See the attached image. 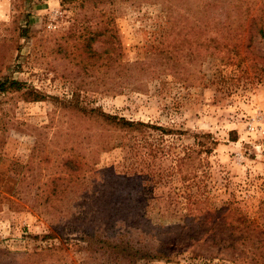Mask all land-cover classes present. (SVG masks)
Masks as SVG:
<instances>
[{"label": "rangeland", "instance_id": "rangeland-1", "mask_svg": "<svg viewBox=\"0 0 264 264\" xmlns=\"http://www.w3.org/2000/svg\"><path fill=\"white\" fill-rule=\"evenodd\" d=\"M201 1L0 0V78L45 95L0 94V264H122L83 236L107 225L101 195L111 174L141 177L152 224L177 233L161 240L169 258L137 264H264V79L232 54L201 61ZM206 1L216 18L209 37H255L264 54V0ZM74 91L90 107L171 131L143 135L67 114L54 96ZM201 141L212 151L201 152ZM189 151L194 166L177 171ZM175 188L215 196L216 208L232 201L252 239L233 249L201 242V221L197 237L181 230ZM245 245L251 252L240 254Z\"/></svg>", "mask_w": 264, "mask_h": 264}, {"label": "trees", "instance_id": "trees-1", "mask_svg": "<svg viewBox=\"0 0 264 264\" xmlns=\"http://www.w3.org/2000/svg\"><path fill=\"white\" fill-rule=\"evenodd\" d=\"M211 3L212 2L206 0L201 1V61L203 57L232 54V58H238V65L245 62L248 64V62L250 63L253 61V65L260 70L259 75L256 76L259 80H263L264 54L254 52L256 47L254 41H257V38L208 36V27L211 21L214 23L216 19L211 18L214 16L210 12ZM215 24H217V21ZM109 29L111 31L114 29V32L111 33L114 35L115 27H110ZM261 31L264 32V29L261 28ZM27 35L28 29H24L22 31V36L26 37ZM251 54L253 56L250 59ZM258 65L260 67H258ZM123 76L126 78H133L136 77V73L128 71ZM121 90L123 89L119 91ZM10 91H23L27 96H31L32 100L45 98V95L41 91L34 87H28L26 82L22 80L11 76L0 78V94ZM54 99L57 101L61 110L65 111L67 114L76 113L92 120L99 121L111 128L126 132L135 131L143 135L147 134L151 128H160L164 132L171 131V129L150 122L133 120L106 112L101 107H90L89 104L81 98L79 91H74L72 97L54 96ZM62 132L63 131H61V133ZM108 146L109 144L106 147ZM211 151L212 147L201 141V152L209 153ZM176 159V170L179 172L186 171L184 166L187 165L188 168L189 166L193 167L195 163L192 151ZM202 165H204V163L201 159V167ZM204 171L206 172V170ZM72 175V173L67 172L62 176L66 178ZM108 177V184L106 185L107 193L101 195L105 200L102 201L101 206L102 214H107V225H104L105 227L103 230H101L100 227L84 229L83 236L89 240V245L95 251L103 252L107 257L122 264H137L142 259L154 260L169 258V250L167 251V248L161 246V240H167V242H169L172 238L176 237L177 233L175 229H173V226H155L152 224L153 221L147 204L149 199L143 196L144 183H142L141 177L136 174H111ZM76 185L68 184L66 189L72 187L73 191ZM59 186L62 185H55L54 190L60 188ZM93 188L94 186H91V189ZM43 190L44 200L41 202L42 207L45 212H49L50 209H54L56 205L54 200H51L52 198L49 199L48 188ZM174 191L179 198L178 203L185 211L184 223L178 225L181 227V230L184 229L186 232H189L192 237H197L192 234L194 224L201 221V225H198L197 229L201 228V242L203 243H212L215 245L222 244L225 247L234 249L235 246H238L240 238L243 239V241L252 239V235L245 233L246 230L249 229L247 222L250 218L248 216H234L232 211H234L235 208L232 201H227L223 203L220 208H216L213 206L215 205V196L206 194L203 198H200L180 188L177 191L175 188ZM213 210L216 211V213H212ZM212 215L215 216V219L212 223H209L207 219ZM221 226L224 228L220 229ZM194 232H196V230ZM51 235L53 234L51 233ZM246 247L247 245L240 250V254L247 255L251 252V250L246 249ZM252 252L254 253V251ZM258 253L260 254V252H257L256 255H258ZM240 254L233 253L234 259H238L241 256Z\"/></svg>", "mask_w": 264, "mask_h": 264}]
</instances>
